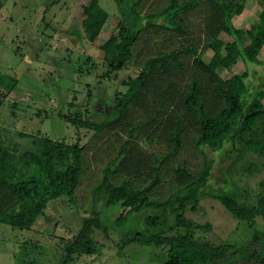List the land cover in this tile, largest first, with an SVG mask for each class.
Listing matches in <instances>:
<instances>
[{
    "label": "rangeland",
    "instance_id": "obj_1",
    "mask_svg": "<svg viewBox=\"0 0 264 264\" xmlns=\"http://www.w3.org/2000/svg\"><path fill=\"white\" fill-rule=\"evenodd\" d=\"M87 1L0 0V73L19 80L0 106V129L5 141L20 150L36 152L41 148L42 134L85 145L76 203L68 202L65 196L50 200L44 212L25 228L0 223V264H56L64 257L68 240L91 221L95 252L74 254L70 264H166L168 245L142 244L133 239L134 232L173 234L183 229L177 228L174 215L163 213L161 207L133 208L137 204L133 193L119 200L124 191L118 183L129 179L134 187L146 185L155 176L157 152L174 145L157 146V140L168 137L177 127H181L182 147L170 169L184 165L198 174L205 155L213 160L204 195L196 206L185 211L196 222L211 225L210 230L196 234L214 244L250 246L255 257L244 261L241 251L236 255L240 260L237 264H261L258 261L264 260V217L258 214L253 223L239 220L213 192H222L247 206L258 203L264 189V118L255 125L246 123L236 151L230 150L228 141L220 149H196L197 128L182 102L186 84L204 80L193 65L192 54L179 56V65L167 59L158 62V70L150 72L146 88L133 100L120 124H108L97 133L69 122L76 112L99 123L109 119L116 95L127 88L123 81L137 76L154 56L195 43L202 58L209 61L213 50L208 46L212 37L207 31V17L197 5L180 13L179 29H147L135 43L127 66L114 76L110 62L123 59V47L131 36L119 34L123 16L117 1L97 0L108 15L99 36L90 40L82 25ZM170 1L146 0L140 12L160 11ZM263 5L264 0H247L246 9L232 19V25L249 28L257 21ZM220 34L226 41L233 40L223 31ZM244 40L248 42L249 37ZM259 58L260 63H245L240 58L231 67L221 68L220 76L228 79L248 71L247 83L253 93L264 84V46ZM175 81L180 82L178 90L169 85ZM203 90L207 100L205 85ZM0 91L4 92L1 87ZM261 100L264 103L263 95ZM20 132L34 136H22ZM119 151L123 155L114 161ZM111 161L116 163L113 179L106 182L104 170ZM170 164L162 168L165 184L158 191L165 198L178 187L167 169ZM213 264L231 263L222 260Z\"/></svg>",
    "mask_w": 264,
    "mask_h": 264
},
{
    "label": "trees",
    "instance_id": "obj_2",
    "mask_svg": "<svg viewBox=\"0 0 264 264\" xmlns=\"http://www.w3.org/2000/svg\"><path fill=\"white\" fill-rule=\"evenodd\" d=\"M116 1L123 16L119 34L130 35L131 40L123 47V59L110 62L111 71L115 72L114 76L127 66L133 54V47L141 34L155 27L164 30L179 29L180 13L189 12L197 5L201 8L199 11L207 17V31L212 37L208 46L213 50V55L209 61H205L196 44L187 43L181 50L154 56L148 59L137 76L123 81L127 88L116 95L113 109L108 114L109 119L99 123L92 118H83L81 113L76 112L69 117V122L78 128L94 129L97 133H101L108 124L112 126L120 124L127 116L133 100L146 88L149 74L156 69L158 62L167 59L168 62L172 60L179 65V56L192 54L193 65L204 79L201 82L194 79L183 89L182 102L191 112V123L197 128L194 147L198 150H203L205 147L220 149L228 141L231 144L230 150L236 151L241 142V133L247 129L246 123L255 125L264 118V103L261 100V96H264V84L256 87L254 89L256 92L252 93L247 83L248 71L223 79L219 70L231 67L240 58L245 63H260L259 55L264 46V5L257 21L247 29H240L232 25V19L235 15L244 12L246 0H184L182 2L171 0L164 9L148 14L140 12V6L146 0ZM83 14L84 32L90 40H94L99 36L108 12L102 11L97 0H88L84 4ZM222 31L232 36L233 40L226 41L221 37ZM246 36L249 37L248 42L244 40ZM18 82L16 76L0 73V87L4 91H0V106L16 88ZM169 85L171 89L178 90L180 82L175 81ZM204 85L208 90L207 100L202 94ZM181 132V127H177L175 131L168 133V137L157 140V146L168 147L172 143L174 145L165 152H157L156 173L146 185L134 187L129 179H123L118 184L124 191L119 200H123L128 193H133L137 200L133 208L140 210L145 206L161 207L163 213L174 215L177 228L183 230L173 234L161 231L155 233L137 231L134 232L133 239L142 244L168 245L166 264H213L222 260L237 264L240 260L236 255L241 251L244 254L241 259L244 261L254 258L256 253L251 252L250 246L236 247L230 242L214 244L196 234L199 230H210L211 225L196 222L186 216L185 211L189 206H196L204 195L212 175L213 160H209L205 155L204 165L198 174L184 165L170 169L182 147ZM20 135L34 136L26 132H20ZM84 152L85 145L78 140L69 142L44 134L41 135V148L38 152L29 149L20 150L16 144L12 147L5 141L0 129V223L25 228L29 221L32 222L44 212L50 200L65 196L68 202L76 203L75 194L82 181ZM122 155V151H119L114 161H118ZM168 162L171 164L167 169L171 171L174 184L178 187L165 198L158 191L165 184L161 172ZM115 164L111 161L106 165L104 170L106 182L112 181ZM189 178L192 180L187 182ZM213 194L239 220L253 223L258 214L264 217V189L258 203L248 206L245 203H238L235 198L222 192H213ZM156 217L154 216L152 222H157ZM91 224L89 223L83 231L76 234L74 239L68 240L64 246L65 255L56 264H70L74 254L95 252L96 245L90 233ZM262 262L264 260L259 259L258 263L262 264Z\"/></svg>",
    "mask_w": 264,
    "mask_h": 264
},
{
    "label": "crops",
    "instance_id": "obj_3",
    "mask_svg": "<svg viewBox=\"0 0 264 264\" xmlns=\"http://www.w3.org/2000/svg\"><path fill=\"white\" fill-rule=\"evenodd\" d=\"M246 1H247V0H246ZM245 9H246V8H245ZM240 15H241V14H240ZM235 16H237V15H235ZM235 16H234V17H235ZM234 17H233V18H234Z\"/></svg>",
    "mask_w": 264,
    "mask_h": 264
}]
</instances>
